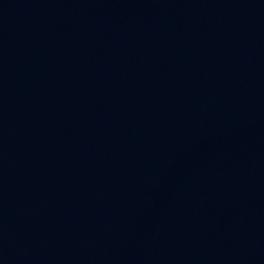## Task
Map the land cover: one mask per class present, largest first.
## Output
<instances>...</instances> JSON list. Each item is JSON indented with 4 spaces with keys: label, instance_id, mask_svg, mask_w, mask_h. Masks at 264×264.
Returning a JSON list of instances; mask_svg holds the SVG:
<instances>
[{
    "label": "water",
    "instance_id": "95a60500",
    "mask_svg": "<svg viewBox=\"0 0 264 264\" xmlns=\"http://www.w3.org/2000/svg\"><path fill=\"white\" fill-rule=\"evenodd\" d=\"M0 264H264V0H0Z\"/></svg>",
    "mask_w": 264,
    "mask_h": 264
}]
</instances>
